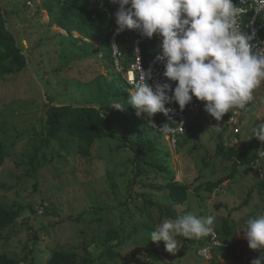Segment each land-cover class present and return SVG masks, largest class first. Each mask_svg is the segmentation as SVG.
Here are the masks:
<instances>
[{
  "label": "rangeland",
  "instance_id": "obj_1",
  "mask_svg": "<svg viewBox=\"0 0 264 264\" xmlns=\"http://www.w3.org/2000/svg\"><path fill=\"white\" fill-rule=\"evenodd\" d=\"M55 1L0 0L9 27L28 57L27 67L18 76L0 82L3 89L0 99H5L4 104L0 103V137L10 152L0 169V202L22 207L15 226L0 230V254L7 253L21 264H47L56 250L69 249L90 255L93 264H251L262 255L261 250L247 248L246 262L236 263L224 249L227 245L216 243L214 236L209 243L208 236L178 237L181 248L175 253L154 249L157 245L150 234L157 224L169 218L160 220L158 209L153 210L151 218L142 193L163 205L167 197L162 191L144 188L140 183L128 188L134 176L133 165L128 163L131 146L120 137L133 131L136 139L142 134L155 139L157 158L168 164L176 181L187 183L191 191L188 202L175 206L179 215L215 214V227L220 229L228 218L240 233L246 219L264 212V198L260 194V182L264 179L261 158L254 164L239 167L234 178L226 179L212 192L202 190L205 195L202 200L195 188L230 177L232 162L216 155L220 142L244 152L253 151L255 139L251 138L250 129L264 119V83L255 90L247 111L233 110L238 113L237 122H230L228 113L214 125L201 120L192 125V138L186 134L188 141L185 136L179 137L178 149L173 148L169 134L140 123L137 116H115V138L96 143L91 159L79 155L74 142L67 141L62 146L53 141L51 147L44 149L53 160L37 174L29 173V154L47 135L45 120L50 107H101L130 98L115 96V69L102 63L97 41L82 32L51 24L49 5ZM123 34L132 41L140 33L125 30ZM121 49L125 53L130 51V42H125ZM144 181L166 183L168 180L161 173L157 179L153 174ZM249 193L251 199L245 205ZM128 199H131L130 227L138 226V230H128L121 238L105 244L108 232L120 227L122 203ZM110 247L120 256L104 257L103 251Z\"/></svg>",
  "mask_w": 264,
  "mask_h": 264
},
{
  "label": "clouds",
  "instance_id": "obj_2",
  "mask_svg": "<svg viewBox=\"0 0 264 264\" xmlns=\"http://www.w3.org/2000/svg\"><path fill=\"white\" fill-rule=\"evenodd\" d=\"M118 4L116 34L136 30L142 36L162 37L157 59L165 62L163 75L177 82L148 81L151 73L141 72L132 83L127 101H114L110 107L125 111L131 106L138 117L174 113L166 104L178 103L181 111L197 98L206 102L204 110L216 121L233 110L247 111L255 90L264 83V41L254 44L255 32L245 30L244 17L250 9L264 11V0H111ZM251 6V7H249ZM115 46V45H114ZM171 93V94H170ZM155 127V125L153 124ZM218 127V126H217ZM159 130L172 131L169 123ZM251 138L264 142V122L250 129ZM264 158V150L256 151ZM215 214L192 213L164 219L150 234L153 242H165L166 250L181 248L178 237L200 239L215 235ZM250 249L262 255L251 264H264V212L245 220L242 227Z\"/></svg>",
  "mask_w": 264,
  "mask_h": 264
},
{
  "label": "trees",
  "instance_id": "obj_3",
  "mask_svg": "<svg viewBox=\"0 0 264 264\" xmlns=\"http://www.w3.org/2000/svg\"><path fill=\"white\" fill-rule=\"evenodd\" d=\"M118 4L111 3V0H56L49 5V12L52 16L51 24L57 23L62 29L68 31L82 32L83 35L97 41L102 50L101 60L103 64L113 66L115 69L113 83L115 86V96L119 99L129 97L131 87L123 78V75L116 71L113 47L110 43V37L115 26L114 12ZM130 37L122 34L119 45L127 42L129 44ZM151 48L154 51L160 50L157 47L155 38L149 40L144 45L145 58H150L152 55ZM124 52V51H123ZM125 53V52H124ZM127 64L133 59V53L128 51L125 53ZM28 65V57L24 54V46L20 44L18 37L11 31L8 22L7 12L0 3V82L18 76ZM0 91L3 89L0 88ZM1 98V97H0ZM5 99L0 103L4 104ZM112 104L106 103L101 107L96 106H73L62 105L52 106L47 111L45 120L47 135L41 141L39 146L34 147L29 154L30 174H37L40 169L45 167L50 160L45 148L51 147L53 141H58L62 146L65 142L76 143L77 152L86 159H91L92 149L96 143L104 141L105 139L115 138L113 135V126L115 124V116L130 118L137 116L135 109L131 106L127 107L125 111L116 110L110 107ZM138 117V116H137ZM140 123L153 126L154 122L165 124V120L161 114L157 113L151 118L138 117ZM255 122V121H254ZM264 122V119L258 122ZM255 126V123H254ZM133 131H130L120 137L122 141L125 140L131 146V157L128 158V163L133 165L134 176L132 177L128 188L140 183L144 188H151L153 190L162 191L166 197V204L163 205L160 201L154 200L148 194L142 193V201L144 206L149 208V215L153 217V210L158 209L160 212V220L163 218L175 219L179 215L175 206L184 204L190 200L191 191L187 183L176 181L175 174L170 170L169 165H165L158 159V146L154 138L142 134L137 139L133 136ZM186 135L189 138L194 136L192 132V125L187 127ZM186 135H181L185 136ZM158 137H161L160 135ZM180 137V136H179ZM187 137L185 141H188ZM118 138V137H117ZM119 139V138H118ZM254 149L252 152H244L238 148L225 145L220 142L217 147L216 155L226 161L232 162L233 169L230 177H224L218 181H208L202 185L196 186L197 196L200 200L205 198L202 190L212 192L226 179L235 177L239 167L254 164L260 157L256 151L264 147V142L254 138ZM184 141V143H185ZM179 143V138H178ZM119 148H122L121 145ZM176 149H178V144ZM5 142L0 137V169L4 166L9 157ZM170 152L167 153L169 155ZM262 161V159H261ZM165 174L167 178L166 183H150L145 182V179H151L154 174V179L157 175ZM260 194L264 198V179L260 182ZM251 193H249L245 205L250 202ZM128 199L122 203V223L120 227L114 228L106 235L105 244H108L116 239L121 238L126 231H136L138 226L130 227L132 213L130 211V203ZM240 208V207H239ZM237 208V209H239ZM22 213L21 206L3 205L0 202V230L5 231L11 229L17 223V219ZM141 226L144 223H140ZM217 239L226 244L223 246L229 258L234 259L236 263L246 262L244 259L245 251L249 248L241 233L236 231V225L231 224L227 218L223 221L221 228L215 227ZM208 243L211 242L213 236H208ZM157 251L165 253V242H155ZM218 246V245H214ZM222 246H218L223 248ZM168 252V251H167ZM104 257L108 256L116 258L120 256L119 252H115L111 247L103 251ZM94 260L90 255L82 254L78 249L56 250L49 258L47 264H93ZM0 264H21V261L8 255L7 253L0 254ZM35 264V263H31Z\"/></svg>",
  "mask_w": 264,
  "mask_h": 264
},
{
  "label": "built area",
  "instance_id": "obj_4",
  "mask_svg": "<svg viewBox=\"0 0 264 264\" xmlns=\"http://www.w3.org/2000/svg\"><path fill=\"white\" fill-rule=\"evenodd\" d=\"M234 2H237V0H234ZM247 3L250 5L251 0H247ZM118 8L119 5L116 11L118 10ZM116 11L114 12V18ZM244 24L245 30L248 31L250 34L252 32H255V38L253 40L254 44H259L261 41H264V11L257 13L254 9H250L246 17H244ZM116 28L117 25L115 23L113 33L110 37V43L113 47L114 64L116 71L123 75V78L129 84V86L132 87L131 84L135 83L138 80L141 72H150L151 79L148 81V83L153 86V88L155 87L156 83L162 84L167 82L172 85V88L174 90L177 82L170 81L163 75L165 71V62H162L157 59V56L161 54V50L154 51V48H151V57L145 58L144 45L148 43L149 40H151L152 38H155L157 47L160 48L159 45L162 42V37L154 35L152 38H147L142 36L141 34H138L132 41L129 40L131 44V52L133 53V59L130 61V63L127 64V67H125L124 61H126L127 57L119 45L120 37L123 32L117 35ZM205 103L206 102L199 101L197 98L194 97L193 101L190 102L183 111L180 110L178 103L173 102L172 104H166V107L175 109L174 113H169V115L167 116L164 113H159L164 118L165 124L169 123V126L172 129V131L168 132L167 134H169L171 137V143L173 148L177 147L179 136L186 134L187 127L189 125L196 124L201 120L202 122H204L203 120H205L213 125L217 123L215 118L210 116L204 110ZM228 115V119L230 122H237L236 117L238 113L236 111L229 112ZM153 124L155 125L154 128L157 131L161 132L159 128L162 127L164 124H161L159 122H154ZM236 131L238 132L239 129H236ZM260 150H264V147ZM261 159V166H263L264 158ZM213 240L218 244H224L217 239L216 233L214 235ZM207 251L208 249L204 250L206 254Z\"/></svg>",
  "mask_w": 264,
  "mask_h": 264
},
{
  "label": "crops",
  "instance_id": "obj_5",
  "mask_svg": "<svg viewBox=\"0 0 264 264\" xmlns=\"http://www.w3.org/2000/svg\"><path fill=\"white\" fill-rule=\"evenodd\" d=\"M94 43H95V41H94Z\"/></svg>",
  "mask_w": 264,
  "mask_h": 264
}]
</instances>
